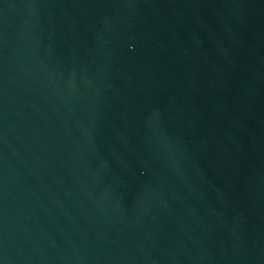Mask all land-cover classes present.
Segmentation results:
<instances>
[{
	"label": "water",
	"instance_id": "95a60500",
	"mask_svg": "<svg viewBox=\"0 0 264 264\" xmlns=\"http://www.w3.org/2000/svg\"><path fill=\"white\" fill-rule=\"evenodd\" d=\"M0 264H264V0H0Z\"/></svg>",
	"mask_w": 264,
	"mask_h": 264
}]
</instances>
